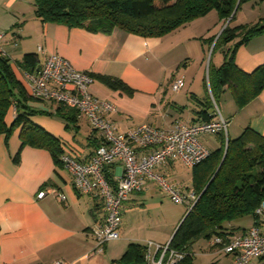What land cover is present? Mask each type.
I'll return each mask as SVG.
<instances>
[{"label":"crops","instance_id":"1","mask_svg":"<svg viewBox=\"0 0 264 264\" xmlns=\"http://www.w3.org/2000/svg\"><path fill=\"white\" fill-rule=\"evenodd\" d=\"M244 2L250 3L255 16L247 18L250 13L243 12L234 26L251 24L264 17V0ZM3 3L15 18L7 19L3 30L0 25V31H4L0 32V51L10 58L17 78L26 86L23 71L16 66L23 54L35 53L39 66L49 54L60 55L76 70L93 76L89 86L92 96L114 104L116 109L107 113V118L117 132H126L142 123L168 127L175 120L188 124L199 122L196 111L210 94L209 63L214 67L221 65L229 48L235 49L234 63L244 73H252L264 64V32L238 46L240 36L235 37L215 48L211 54L215 55L214 59L207 62L206 54L210 48L212 52L222 31L214 30L224 24L217 15L216 20L211 15L215 20L211 30L198 25L212 11L163 36L144 38L120 28L104 34L43 22L34 13V0ZM20 4H26L27 8ZM0 12L1 22L5 13ZM208 35L215 36L211 44ZM179 75L185 77V83L175 92L171 84ZM113 81H120L124 88L111 87L109 82ZM233 94L225 86L218 97L221 113L228 120L227 135L237 137L246 127L264 135V89L242 106L236 104ZM26 104L37 111L29 117L30 121L58 139L62 153L75 150L83 160L90 157L100 133L84 120L66 127L62 114L71 108L57 112V103L32 97ZM14 114L10 106L5 117L7 126L11 125ZM214 137L212 143L199 141L212 151L220 144L218 136ZM120 170L117 163L106 169L113 184ZM154 171L184 195L185 201L173 202L157 183L146 179L143 188L132 192L123 204L119 238L108 241L102 251L94 252L90 227L104 218L101 200L80 193L73 186L72 176L61 163H55L47 149L21 147L19 128H14L9 136L0 133V264H53L57 260L66 264H137L133 252L123 258L125 253L131 244L144 247L149 241L153 244L146 248L145 255L156 257V245L170 242L188 211L194 173L179 162L160 164ZM47 187L65 199L55 193L39 196ZM254 221L252 216H246L227 223V237L242 234ZM259 229L264 233V223H260ZM210 240L200 237L189 244L191 264H233L232 255L222 253L218 246L212 247Z\"/></svg>","mask_w":264,"mask_h":264},{"label":"trees","instance_id":"2","mask_svg":"<svg viewBox=\"0 0 264 264\" xmlns=\"http://www.w3.org/2000/svg\"><path fill=\"white\" fill-rule=\"evenodd\" d=\"M244 1L34 0V13L43 22H54L69 28L104 34L120 28L144 38H151L163 36L215 10L223 23L231 19L217 36L211 52L213 53L215 48L237 36H240V41L236 46L264 32V17L251 24L230 26L236 4L238 3V9ZM214 37L208 38L210 44ZM234 50L229 48L225 51V59L218 67L209 63L210 94L205 101L200 102L201 108L196 111L199 121L212 119L211 96L218 104L219 94L225 86L234 93L238 106H242L264 89V64L252 73H244L234 63ZM16 66L24 72H34L40 68L35 53L23 54ZM109 85L124 88L120 81L109 82ZM30 98L26 86L13 70L10 58L0 51V133L9 136L14 128H19L21 147L29 145L47 149L55 163L60 164L62 149L58 139L29 119L37 113L26 104ZM10 106H14L15 115L11 125L7 126L5 117ZM65 109L67 108L58 104L57 112ZM62 115L66 120V127L77 121L73 109H68ZM217 136L220 142L218 148L210 151L204 161L192 167L193 193L196 200L189 206L168 244L170 249L186 252L184 258L175 264H191L188 246L197 238H228L226 224L233 220L252 216L254 224H259L255 209L264 201V135L246 127L234 138L222 133ZM101 141V138L98 139V144ZM225 148L224 159L209 182L222 160ZM14 161H18V156L14 157ZM106 176L108 177L107 173ZM108 179L112 183L109 177ZM145 250L146 246L131 244L123 258H128L133 252L135 261L141 263L144 261Z\"/></svg>","mask_w":264,"mask_h":264},{"label":"built area","instance_id":"3","mask_svg":"<svg viewBox=\"0 0 264 264\" xmlns=\"http://www.w3.org/2000/svg\"><path fill=\"white\" fill-rule=\"evenodd\" d=\"M2 34L0 33V38ZM5 54L4 51H1ZM22 78L28 94L36 100L51 101L76 112L77 120L86 121L100 133L102 141L87 160L81 159L75 150L63 152L60 161L73 180V186L82 194L101 200L104 209L103 220L96 221L90 227L95 240V251H102L104 245L119 238V226L122 220V207L132 192L140 191L144 181L151 179L157 183L175 203H183L185 196L173 187L163 175L154 171L155 167L166 162H179L186 167L204 161L210 151L198 140L202 135H227L228 120L223 117L219 105L212 100V119L196 123L175 120L168 127H157L149 123L139 124L126 132H117L107 113L115 111L108 100L98 99L89 92L93 76L76 70L65 58L56 53L49 54L37 71L24 72ZM185 83V77H176L171 88L177 92ZM14 109V106H13ZM15 113V111H14ZM15 115V114H14ZM119 164L121 170L114 176V184L106 176V169ZM55 193L64 200L65 196L53 188H45L39 196ZM188 197L193 204L196 195ZM257 224H253L242 234L222 238L214 236L210 240L212 247L232 255L233 264H264V233L259 225L264 223V201L255 209ZM153 243H146L148 249ZM169 243L156 245L157 255L147 253L144 261L137 264H175L186 254L168 247ZM53 264H66L57 260Z\"/></svg>","mask_w":264,"mask_h":264},{"label":"rangeland","instance_id":"4","mask_svg":"<svg viewBox=\"0 0 264 264\" xmlns=\"http://www.w3.org/2000/svg\"><path fill=\"white\" fill-rule=\"evenodd\" d=\"M2 3H1V5H0V11H3V14H4V16L3 15H1V16H3L2 18H1V22H0V25H2V29L1 30H3V27H5V26H7V24H8V20L7 19H12V18H15V16H13V15H11V12L4 6V0H2L1 1ZM20 5H22V6H25V9L27 8V5L26 4H20ZM252 10L250 9V3H245V2H242L241 3V5H240V7L234 12L235 14H234V16H233V18H232V20H231V22H230V26H234V24H235V20H236V18H238V17H240L241 15H242V13L244 12V13H250V16L248 15V17L247 18H250L251 16H252V14H253V16H255V12H251ZM1 13V12H0ZM211 15H214L215 16V20H216V15H217V17L219 18V16H218V14H217V12L215 11V10H212V14H210L209 16H207V18H205V19H202V20H200L201 22H200V24H198L201 28H203L204 26H205V28L204 29H208V28H210V30L212 29V27H213V24H215V20H214V16H211ZM251 18H254V17H251ZM231 18H229L223 25H220L219 27H217V29H215L214 31H217L218 29H220V30H222L226 25H227V23L229 22V20H230ZM250 20V19H249ZM14 22H15V19H14ZM197 23H199V22H197ZM195 25V24H194ZM197 25V24H196ZM198 26V27H199ZM200 28V29H201ZM203 29V30H204ZM200 31V30H199ZM213 31V32H214ZM1 33H4V31H0ZM215 33V32H214ZM213 33V34H214ZM199 34V33H198ZM208 37H211V35H208ZM212 53H211V48L209 49V51L207 52V54H206V60H207V62L209 61V60H211L212 58L214 59V57H215V55H211ZM192 70H194V69H192ZM223 103V100L221 101V105H223L222 104ZM219 105V104H218ZM230 130V129H229ZM82 131H83V129H82ZM199 140L202 142V143H204V144H206L205 142H214L215 141V137H214V135H205V136H201V137H199ZM207 140V141H206ZM237 220V219H236ZM234 221V220H233ZM199 263H201V264H203V262H199Z\"/></svg>","mask_w":264,"mask_h":264},{"label":"water","instance_id":"5","mask_svg":"<svg viewBox=\"0 0 264 264\" xmlns=\"http://www.w3.org/2000/svg\"><path fill=\"white\" fill-rule=\"evenodd\" d=\"M237 4H238V3H237ZM237 4H236V6H235V9H234L233 13H234V12L236 11V9H237ZM233 13H232V15H233ZM232 15H231V16H232ZM225 151H226V148H225V150H224V154H223L222 160H221L220 164L218 165L217 169L215 170L214 174H213L212 177L210 178L209 182L211 181V179L214 177L215 173H216L217 170L219 169V167H220V165H221V163H222V161H223V159H224ZM209 182H208V183H209ZM208 183H207V184H208Z\"/></svg>","mask_w":264,"mask_h":264}]
</instances>
